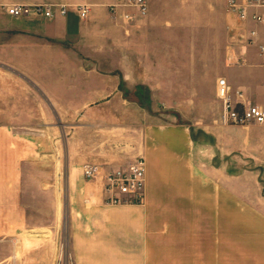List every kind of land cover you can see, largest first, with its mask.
Listing matches in <instances>:
<instances>
[{
  "label": "rangeland",
  "instance_id": "1",
  "mask_svg": "<svg viewBox=\"0 0 264 264\" xmlns=\"http://www.w3.org/2000/svg\"><path fill=\"white\" fill-rule=\"evenodd\" d=\"M227 2L148 0L147 15L121 22L115 42L106 48L105 61L84 62L80 67L75 62L67 63L72 70H82V76L52 79L67 82L70 87L100 86L104 80L118 85L129 102L122 104L123 109L57 110L44 90L49 86L48 79L28 77L0 61V86L19 91L18 101L24 106L21 118L26 125L19 129L47 135L57 143V154L41 166V182L47 188L25 191L30 201L41 204L39 211L30 212L32 222L52 220L57 230L51 241L57 239L61 252L53 264L72 263L67 135L77 131L89 143V153L111 156L112 160L103 164L109 170L139 157L153 166L149 150L168 149L166 137H156L161 129H175L165 132L176 140L169 148L184 152L192 148L194 163L202 169L201 261L264 264V125L224 122L216 93L221 77L237 90V69L249 64L248 60L241 66L227 63L230 49H240L232 47L236 45L234 20L228 15ZM130 9L137 14L135 8ZM250 49L257 52L254 47ZM80 123L90 125L80 130ZM209 166L216 167L218 184L223 177L215 206L207 204L204 170ZM225 182L232 188V200L223 190ZM22 252L17 237H0V264H31L26 258L32 255L24 258Z\"/></svg>",
  "mask_w": 264,
  "mask_h": 264
},
{
  "label": "crops",
  "instance_id": "2",
  "mask_svg": "<svg viewBox=\"0 0 264 264\" xmlns=\"http://www.w3.org/2000/svg\"><path fill=\"white\" fill-rule=\"evenodd\" d=\"M13 3L68 5L69 11L52 20H8L0 9L1 62L28 77L48 79L49 86L44 90L57 110L123 109L122 104H129L118 85L105 80L100 86L70 87L67 82L52 79L82 76V70H72L67 63L75 62L80 67L84 62L105 61L106 48L115 42L121 22L129 21L124 14L133 13L130 8H112L117 0H0V5ZM78 4L92 7L87 19H80L75 10ZM259 41L264 43V37ZM252 47L257 52L247 50L249 64L237 69L240 78L234 86L244 92L249 103L263 105L264 54L257 46ZM107 77L114 79L115 75ZM18 94L0 86V237H17L24 258L32 255L27 262L50 264L52 259L53 264L61 252L57 239L51 241L57 230L52 220L32 222L30 212L39 211L41 204L30 201L25 191L47 188L41 182V166L57 154V143L47 135L19 129L26 123L21 118L24 106ZM89 125L80 123L78 127L84 130ZM170 130L175 129L156 133L157 138L166 137L168 149L149 150L154 164H147L146 200L141 205L106 204L102 181L86 180L83 168L86 164L103 165L112 160L111 156L89 153V143L77 131L67 135L71 264H233L227 260L201 261L202 169L194 163L192 148L185 152L169 148L176 141L165 134ZM204 173L207 204L215 206L223 177L220 175L218 184L216 167L209 166ZM223 185L232 200V188L226 182Z\"/></svg>",
  "mask_w": 264,
  "mask_h": 264
},
{
  "label": "built area",
  "instance_id": "3",
  "mask_svg": "<svg viewBox=\"0 0 264 264\" xmlns=\"http://www.w3.org/2000/svg\"><path fill=\"white\" fill-rule=\"evenodd\" d=\"M135 8L137 15L145 16L148 13V0H117L112 8ZM0 9L12 18H39L52 20L58 16H66L68 5L50 3L36 4H3ZM80 19H87L92 7L88 4L75 6ZM228 15L234 20L232 47H239L238 51L228 53L227 63L231 66H241L246 62L247 49L257 46L260 54H264V0H228ZM127 20H133L136 15L126 13ZM261 29H263L261 31ZM240 43V44H239ZM217 97L222 106V119L238 125L261 124L264 125V104H251L247 101L242 90H234L229 81L221 77L216 85ZM84 177L87 179H100L103 184L104 201L109 205H141L146 200V175L147 161L139 157L124 166L109 170L100 164H86L83 168Z\"/></svg>",
  "mask_w": 264,
  "mask_h": 264
},
{
  "label": "trees",
  "instance_id": "4",
  "mask_svg": "<svg viewBox=\"0 0 264 264\" xmlns=\"http://www.w3.org/2000/svg\"><path fill=\"white\" fill-rule=\"evenodd\" d=\"M192 137H193V139L196 141L197 140V137L195 136V135H193V133H192Z\"/></svg>",
  "mask_w": 264,
  "mask_h": 264
}]
</instances>
